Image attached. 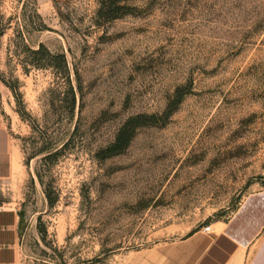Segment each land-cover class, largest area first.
I'll use <instances>...</instances> for the list:
<instances>
[{
  "label": "rangeland",
  "instance_id": "obj_1",
  "mask_svg": "<svg viewBox=\"0 0 264 264\" xmlns=\"http://www.w3.org/2000/svg\"><path fill=\"white\" fill-rule=\"evenodd\" d=\"M0 128L20 264H123L217 219L252 230L264 0H0Z\"/></svg>",
  "mask_w": 264,
  "mask_h": 264
},
{
  "label": "crops",
  "instance_id": "obj_2",
  "mask_svg": "<svg viewBox=\"0 0 264 264\" xmlns=\"http://www.w3.org/2000/svg\"><path fill=\"white\" fill-rule=\"evenodd\" d=\"M0 128V177L10 171L12 161L2 152ZM264 195L255 207L250 204L245 217L255 228L236 233L231 222L212 220L191 228L184 234L169 233L150 246L140 248L123 264H264ZM211 226L209 232L203 227ZM20 215L15 206H0V264H20Z\"/></svg>",
  "mask_w": 264,
  "mask_h": 264
},
{
  "label": "trees",
  "instance_id": "obj_3",
  "mask_svg": "<svg viewBox=\"0 0 264 264\" xmlns=\"http://www.w3.org/2000/svg\"><path fill=\"white\" fill-rule=\"evenodd\" d=\"M126 130L125 128L121 129L117 135L116 138L113 142V144L109 147V149H113L114 151H119L121 150L129 141L131 134L128 136H125Z\"/></svg>",
  "mask_w": 264,
  "mask_h": 264
},
{
  "label": "built area",
  "instance_id": "obj_4",
  "mask_svg": "<svg viewBox=\"0 0 264 264\" xmlns=\"http://www.w3.org/2000/svg\"><path fill=\"white\" fill-rule=\"evenodd\" d=\"M211 226H210V224L209 225H206V226H204L203 227V230L205 231V232H209L211 229Z\"/></svg>",
  "mask_w": 264,
  "mask_h": 264
}]
</instances>
